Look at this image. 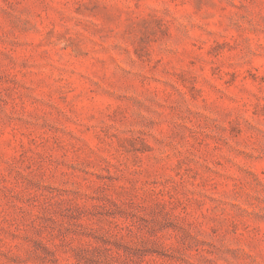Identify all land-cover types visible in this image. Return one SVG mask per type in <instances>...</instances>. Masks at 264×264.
Returning <instances> with one entry per match:
<instances>
[{
	"label": "rangeland",
	"instance_id": "rangeland-1",
	"mask_svg": "<svg viewBox=\"0 0 264 264\" xmlns=\"http://www.w3.org/2000/svg\"><path fill=\"white\" fill-rule=\"evenodd\" d=\"M0 264H264V0H0Z\"/></svg>",
	"mask_w": 264,
	"mask_h": 264
}]
</instances>
